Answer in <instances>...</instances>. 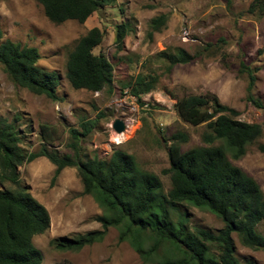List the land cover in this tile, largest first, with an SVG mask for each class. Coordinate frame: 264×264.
<instances>
[{"label": "rangeland", "instance_id": "rangeland-1", "mask_svg": "<svg viewBox=\"0 0 264 264\" xmlns=\"http://www.w3.org/2000/svg\"><path fill=\"white\" fill-rule=\"evenodd\" d=\"M250 2L117 0L114 6L95 12L84 24L67 21L55 25L34 0H0V42L35 48L40 56L37 66L59 77V100L52 101L14 84L0 65V118L14 124L27 153L45 146L49 152L64 156L72 153V145L82 157L106 162L113 150H121L133 156L143 171L157 176L166 194L171 188L170 180L162 172L169 168V162L161 138L186 134L188 140L180 147L184 152L203 145L201 136L205 129V124L191 126L179 119L174 104L183 97L211 94L235 110L238 120L261 126L262 136L257 143L233 164L256 181L264 196V152L257 147L264 145V117L261 110L246 101L248 79L239 73L241 63L255 71L252 94L264 102V16L248 15ZM159 15L167 16L166 25L148 38L149 23ZM124 22L131 31L118 50L114 44L115 27ZM92 28L103 32L102 43L93 54L104 55L114 67L110 92L73 90L65 79L67 54ZM207 45L213 46L203 52ZM175 49L196 58L166 74L165 63L155 56ZM139 74L158 77L155 89L143 95L140 102L125 87ZM84 119H97L95 127L87 137L73 141L69 131L77 129ZM115 119L126 124V131L132 129L120 143L113 139L111 125ZM54 170L42 157L18 168L22 186L49 215V229L32 239L41 253V264H157L164 258L181 259L171 246L151 249L157 241L153 236L148 239L146 234L133 232L132 237L121 241L122 226L110 227L102 239L80 251H58L52 241L101 230L97 218L113 216L93 197L83 194L75 168H65L52 182ZM9 187L6 184L0 190ZM170 217L173 223L183 219L191 232L215 234L223 228V223L210 212L186 204H178ZM256 230L264 235V222ZM232 239L240 262L264 264V250L241 246L235 234Z\"/></svg>", "mask_w": 264, "mask_h": 264}, {"label": "trees", "instance_id": "trees-1", "mask_svg": "<svg viewBox=\"0 0 264 264\" xmlns=\"http://www.w3.org/2000/svg\"><path fill=\"white\" fill-rule=\"evenodd\" d=\"M34 1L42 6L49 22L60 25L67 21L84 24L95 12L114 6L117 0ZM247 14L263 17L264 0H251ZM166 22L165 15L151 19L147 37L160 32ZM130 31L125 22L115 27L114 44L118 50ZM1 37L0 33V40ZM102 40L103 32L92 28L67 54L65 79L73 90L111 91L114 67L104 55L93 54ZM212 46H205L203 52ZM155 57L165 63L166 74L196 58L181 49L161 51ZM39 59L35 48L0 42V65L9 79L32 94L58 101L59 77L55 72L40 69ZM239 73L247 75L246 101L261 110L264 117V102L252 94L255 71L241 63ZM157 82L158 77L139 74L125 87L140 102L143 95L155 89ZM174 110L183 122L191 126L205 124V129L201 136L203 145L184 152L180 147L188 140L186 134L161 138L169 162V168L162 172L170 180L171 188L166 194L157 176L143 171L133 156L121 150H113L106 162L97 157H82L72 145V153L64 156L49 152L45 146L38 152L27 153L21 147L22 139L14 124L0 118V186H10L0 190V264H41V253L32 239L49 229V215L22 186L18 174L20 166L41 157L55 167L52 182L65 168H75L83 194L93 197L113 216L97 218L101 230L52 241L58 251H80L102 239L110 227L122 226L121 241L132 237L133 232L143 233L148 239L153 236L157 240L151 249L171 246L181 257L178 261L164 258L157 264H255L240 262L235 257L232 235L245 248L264 250V235L256 230L264 222V196L256 181L233 162L242 159L247 149L257 143L262 136L261 126L238 120L235 110L222 105L211 94L183 97L175 102ZM96 121L82 120L77 129L69 131L71 139L87 137ZM257 147L264 152V145ZM178 204L210 212L223 223V228L215 234L203 230L191 232L183 219L173 223L171 211ZM137 251L141 252V248Z\"/></svg>", "mask_w": 264, "mask_h": 264}, {"label": "water", "instance_id": "water-1", "mask_svg": "<svg viewBox=\"0 0 264 264\" xmlns=\"http://www.w3.org/2000/svg\"><path fill=\"white\" fill-rule=\"evenodd\" d=\"M111 129L115 134H123L126 131L125 123L120 119H115L111 125Z\"/></svg>", "mask_w": 264, "mask_h": 264}, {"label": "bare ground", "instance_id": "bare-ground-1", "mask_svg": "<svg viewBox=\"0 0 264 264\" xmlns=\"http://www.w3.org/2000/svg\"><path fill=\"white\" fill-rule=\"evenodd\" d=\"M132 129L127 128V131L125 133H123L122 135H119V137H117V140L125 141L128 138V134L130 133ZM132 134V133H131Z\"/></svg>", "mask_w": 264, "mask_h": 264}, {"label": "built area", "instance_id": "built-area-1", "mask_svg": "<svg viewBox=\"0 0 264 264\" xmlns=\"http://www.w3.org/2000/svg\"><path fill=\"white\" fill-rule=\"evenodd\" d=\"M126 125V124H125ZM127 127V126H126ZM120 135H122V134H120ZM117 137H119V135L118 134H114V142L115 143H120L121 141L120 140H117Z\"/></svg>", "mask_w": 264, "mask_h": 264}]
</instances>
